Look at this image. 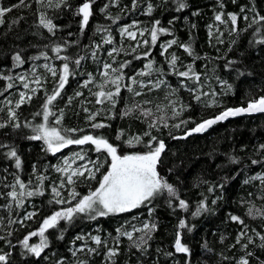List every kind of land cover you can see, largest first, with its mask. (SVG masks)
Returning <instances> with one entry per match:
<instances>
[{
	"label": "trees",
	"instance_id": "16d2710c",
	"mask_svg": "<svg viewBox=\"0 0 264 264\" xmlns=\"http://www.w3.org/2000/svg\"><path fill=\"white\" fill-rule=\"evenodd\" d=\"M57 2L52 0L53 5ZM84 2L65 0L59 7H50L49 0L40 3L23 0V5L20 0H0V8H11L0 17V124L5 125L0 127V145H5L0 148V255L7 257L0 264H238L241 258L247 259L248 264H264V182L253 179L245 183L251 177L264 175V149L260 148L264 145V113L227 119L204 133L174 138L222 108L264 95V42H261L264 21L252 23L264 16V0H136L135 6L133 0H89L91 15L82 28L83 17L78 8ZM181 2L186 5L184 8L179 7ZM41 13L52 19L55 28L51 32L39 24ZM217 13L222 14L226 23L215 20ZM229 13L237 16L234 31ZM156 21L160 22L158 27L168 31L158 34L157 42L152 43L150 29ZM134 22L135 27L129 30L137 33L135 39L122 35L121 29ZM141 30H146L143 36ZM171 40L177 43L165 51L162 45ZM180 45L190 46L193 54ZM56 46L61 48L59 53L53 51ZM42 52L46 56H41ZM17 53L24 61L22 64L13 59ZM173 54L178 57L175 69L169 64ZM65 56L70 58L67 61L70 75L51 109L56 115L62 109L63 117L58 126L55 116H50L48 123L62 129H77L71 134L73 138L87 134L103 136L117 147L120 155L147 152L152 136L157 138L153 146L162 140L165 149L157 171L175 187L178 198H170L165 190L150 203L123 213L94 220L78 214L70 222L60 220L56 227L45 232L47 246L36 256L20 241L37 231L53 212L73 206L80 197L99 187L110 161L106 152H96L91 144L68 145L51 153L43 140L30 138L35 134L33 126L43 121L46 95L58 86L66 62L58 57ZM78 59L79 65L75 63ZM149 61L152 70L145 67ZM105 63L111 67L105 69ZM189 65L198 74V81L191 74L189 77L176 74L188 71ZM49 68L56 70L55 76ZM104 72L109 75H102ZM141 72L145 74L140 75ZM117 75L122 78L114 103L103 97V102L97 103L96 93L116 92V85L110 81ZM9 76L11 80L2 78ZM20 76L25 77L23 82L18 79ZM133 78L144 87L133 84ZM37 79L39 84L34 82ZM159 81L163 83L154 87ZM25 82L29 89L23 87ZM9 83L12 88L7 87ZM129 86L135 91H129ZM31 89L36 91L33 93ZM20 92L32 98L16 108ZM201 93L207 95L196 100L195 96ZM7 100L12 103H6ZM136 105L151 109L152 116H143ZM173 107L184 110L174 117ZM9 108L17 113L14 121L9 119ZM129 108L132 112L124 115ZM92 114L96 115L90 120ZM161 115L168 127L157 119ZM153 119H157V126L149 128ZM181 120L188 123L173 127ZM94 123L105 126L93 128ZM135 136L141 137L140 143H127ZM11 149L21 159L19 169L15 158L7 155ZM77 152L85 159L74 160L73 154ZM65 158L74 169L89 161H98L103 167L95 172V178L85 171L83 176L74 177V185H68V173L56 170L65 166ZM254 160L259 163L253 164ZM88 168L94 169V165L88 163ZM17 176L29 190L37 187L41 190L37 195L25 197L19 207L7 196ZM61 181L63 188L59 187ZM54 186L60 190V198L68 203L52 202ZM73 189L78 194L76 200L68 195ZM179 199L186 201L187 209L179 207ZM201 201L205 210L193 216ZM9 203L10 211L6 207ZM29 213L34 215L25 219ZM232 216L240 220L233 221ZM181 219L186 222L184 228L179 226ZM146 222L156 225L150 238L143 230ZM117 229L131 232L132 238ZM178 233L189 249L187 253L175 249ZM78 236L84 239H77ZM92 236H99L101 243L96 244ZM141 238L146 243L137 247ZM39 243L38 235L29 237L30 245ZM109 249H115L116 254L109 256Z\"/></svg>",
	"mask_w": 264,
	"mask_h": 264
},
{
	"label": "snow or ice",
	"instance_id": "6c2138e0",
	"mask_svg": "<svg viewBox=\"0 0 264 264\" xmlns=\"http://www.w3.org/2000/svg\"><path fill=\"white\" fill-rule=\"evenodd\" d=\"M41 0H37V3H40ZM65 3V0H58V2L53 5L52 0H49L48 6H55L59 7L61 4ZM20 4L23 5V0H20ZM136 0H133V5L135 6ZM18 5H14L13 7H17ZM186 5L184 3H180L179 7L184 8ZM222 6V5H221ZM108 5H105V8H107ZM11 11V8H0V17H3L6 12ZM101 11H104V9H101ZM152 11V5H148V12L150 13ZM243 11V9H242ZM78 13L82 14V22L81 27L83 28L89 21V17L91 15L90 11V2L89 0H86L79 8ZM228 18L230 19L232 25H233V31L235 30V25L237 22V16L233 13L228 14ZM247 19V17H245ZM215 20L219 21L221 23H226L222 19V14L217 13L215 15ZM264 21V16H259L258 19H253L252 23L257 24L259 22ZM0 23H2V20H0ZM159 21H156L153 27L150 29L151 34V42L156 43L158 34L165 33L168 31V29L158 27ZM171 23V22H170ZM39 24L43 26L44 28L48 29L49 32H51L55 25L53 24L52 19L47 18L44 13L40 14L39 17ZM130 27H135V22L133 25L125 26L121 29V34L126 35L129 38L135 39L137 33L130 31ZM211 27V26H210ZM100 29H98L99 31ZM144 31L141 30L140 35H144ZM260 29H257V32H259ZM108 43L111 42V36L108 38ZM264 42V41H261ZM144 43H148L147 40L144 41ZM177 43L176 40L168 41L167 44L162 45V48L166 51L168 47H170L172 44ZM182 48L185 49L190 55H192V51L190 46L188 45H180ZM61 50L60 46H56L53 48L54 52L59 53ZM113 51H117L116 49H113ZM112 53H109L111 55ZM145 56L148 55L147 52L144 53ZM41 56H46L45 53H41ZM60 59H63L66 61L63 64L62 72L59 75V81L58 86L54 89L52 94L46 95V99L44 104L42 105V116L43 121L40 124L33 126L34 135L30 137L34 140H43L44 144L47 146V151L51 153H57L61 149L67 147L68 145H85V144H91L95 147L96 152H106L107 155L111 158V162L108 165V170L106 173L103 174L102 179L99 181V187L95 188L94 191H90L87 195H84L83 197H80L77 202L73 206H69L66 208H63L61 210L55 211L52 213V215L46 217L42 224L40 225L39 229L34 232H30L27 236L24 237L20 243L23 245L25 249H27L30 253L35 254L36 256H40L41 251L47 246V238L45 237V232L50 229L57 226L58 222L60 220H66L71 221L74 219V217L78 214H85L88 216L89 219H96L98 216H107L109 214L114 213H123L126 211H129L131 209L138 208L140 205L145 203H150L152 199H154L157 195L161 194L163 191H167L169 197H176L177 196V190L175 187L168 183L163 177L160 176V174L157 171V165L160 161L161 153L165 149V144L162 140L158 142L156 146H153L152 142L157 140L155 136H152L151 139L148 141V151L143 153H129V154H118L117 147L114 146L112 143H109V140L107 138H104L103 136H93L91 134L82 135L79 138H73L71 135L72 133L77 132V129H62L57 127L60 125L61 118L63 117V110L61 109L59 112V115H56L53 111H51L52 107L54 106V102L57 100V98L61 95V90L65 87V84L68 80V77L70 75L69 70V64L67 61L70 59L69 57H58ZM16 64H22L24 61L21 59V56L19 53H17L13 57ZM36 59V58H34ZM178 60V57L173 54L171 56V59L169 61L170 66L175 69L176 62ZM75 63L77 65L80 64V60H76ZM124 65H121L123 67ZM47 67V65H45ZM111 65L105 63L104 68L109 69ZM145 67L149 70H152V62L149 61ZM49 71L52 72V74L56 75V70L49 68ZM113 72L116 71V69L112 70ZM159 71V70H158ZM145 73L141 72L140 75H144ZM176 74L180 77H189L190 74L192 77H194L197 81L199 80L198 74H196L192 70V66H188V71H177ZM104 76H108V72L102 73ZM5 80H11L12 77H2ZM122 76L117 75L115 78L111 79V83L116 85V92L113 93L111 91L104 92L100 91L96 93L97 96V103H102L101 97L104 99H107L114 103L113 97L120 92V85L119 81L121 80ZM19 80L22 82L25 80L24 76L18 77ZM35 83L39 84V80L37 79L34 81ZM89 81L85 82V86H87V83ZM108 81L106 80L105 83ZM132 83H140L141 87H144L142 82L136 81L134 78L132 79ZM160 83H163V81L157 82L154 87H159ZM221 83H226L221 81ZM8 88H12L13 84L9 83L7 85ZM23 87L25 89H29V84L27 82L23 83ZM227 87L230 89L231 85H227ZM31 91L34 93L36 89H31ZM129 91H135L133 88L129 86ZM193 91H196L193 89ZM136 95H140L139 92H135ZM77 95H80V93H77ZM201 95H207V93H201L199 95L195 96L196 100H200ZM215 95V93L213 94ZM20 99L16 102L15 107L19 108L21 104H23L26 100H31V96L27 95L25 92H20L19 94ZM6 103L11 104L12 101L7 100ZM147 103V102H145ZM213 104H215V101H213ZM137 109L141 111V114L145 117H151L152 111L151 109L144 108L140 109L139 105L135 106ZM133 109L129 108L124 115H128L130 112H132ZM184 110V107H181L180 111H177L175 107L172 108V115L174 117H178L180 113ZM245 113H264V95L260 96L258 99H253L247 102L246 107H229L226 108L224 111L220 112L219 114L215 115L212 118L204 119L202 122L197 123L195 127L187 130L185 132V136L191 135L192 133H201L204 132L207 128L211 127L212 125L216 124L219 121H223L229 117H235L239 116L241 114ZM41 113H37L36 115H40ZM96 114H92L89 116V119H93ZM8 116L9 119L14 121L17 118V113L13 108L8 109ZM55 116V125L52 126L48 123L49 117ZM161 123H163L164 127H168L167 121L163 115L159 116L157 118ZM157 119H153L151 123L149 124V128H154L157 126ZM188 123L187 120H181L180 123L173 125V127L179 128L181 125ZM4 124H0V127H4ZM14 127H19L18 124H14ZM105 125L100 123H94L92 124L93 128H101ZM145 135H149V133H145ZM182 138V137H181ZM119 139V136L117 137ZM133 141L136 143L141 142V137L135 136L131 140L127 141V143L132 144ZM5 147V145H0V148ZM261 149H264V145L260 146ZM7 155L10 158H15V166L17 169L21 167V159L17 155V152L14 149H11L8 151ZM73 159L76 160H84V155H81V153L77 152L73 154ZM233 162L235 161V158H233ZM88 163H91L94 165V169L88 168ZM88 163H85L80 166V168L72 169L71 164L68 163V158L64 159V167H57L56 170L61 173H68L66 177V181L68 185H74L75 180L74 177L76 176H83L85 171L87 172L88 176L90 178H95V172H99L100 168L103 167L102 164H100L98 161H89ZM253 164L259 163L258 161H252ZM71 169V171H69ZM83 169V170H81ZM38 179L42 180L43 177H38ZM253 179H259L262 182H264V175H259L255 177H251L249 180H246L245 183H249ZM31 181H29V184ZM17 186L18 189L17 190ZM60 188L64 187V181H61V184L59 186ZM52 193H53V201L55 204H64L68 203V201L61 199V192L57 187H52ZM40 188L37 187L35 190H29L28 185H26L19 176L16 177L14 184L12 185V191L7 193V196L11 198L12 202H15V204L19 207L22 206L24 203L25 197H32L34 195H37L40 193ZM209 191H212L211 188H209ZM69 197L73 200H76L78 197V194L75 192V190H71L69 192ZM169 203H171V199L169 200ZM215 203V201H213ZM9 211L11 210V203H9L6 206ZM179 207L182 209H187L188 204L185 200L179 199ZM205 210V204L204 201H201L198 205L195 212H193V216H197L200 214L201 211ZM151 212V209L149 210ZM253 214V210L249 209V215ZM34 215V213H29L25 219H31V217ZM231 219L233 221H238L240 218L238 216H232ZM15 221L9 220V223H14ZM242 223V221H241ZM179 226L181 228L186 227L185 220L181 219L179 222ZM156 227L155 224H149L144 223L143 230H146V235L148 238H150V232L151 230H154ZM135 231H141V229H134ZM117 232L122 235H127L129 239L132 238L131 232H125L122 233L120 229H117ZM11 233H9L10 235ZM39 236L40 237V243L39 244H29V237L30 236ZM241 235H244V233H241ZM77 239H84L82 236H78ZM91 239L95 241L96 244L101 243V238L99 236H92ZM264 239V238H262ZM239 242V237L237 238ZM146 243V240L144 238L140 239V242L136 244L137 247H140L141 244ZM246 247V246H245ZM175 249L177 252H183L187 253L189 251L188 247H186L184 244H182L179 233L177 234V238L175 241ZM89 251H94L93 249H89ZM116 250L115 249H109V256L115 255ZM75 255V253H73ZM250 255V254H249ZM7 259L6 255H0V261H5ZM238 264H248V260L241 258V260L238 262Z\"/></svg>",
	"mask_w": 264,
	"mask_h": 264
},
{
	"label": "water",
	"instance_id": "95a60500",
	"mask_svg": "<svg viewBox=\"0 0 264 264\" xmlns=\"http://www.w3.org/2000/svg\"><path fill=\"white\" fill-rule=\"evenodd\" d=\"M260 96H262V95H260ZM260 96H258L256 99H258ZM247 102H248V101H247ZM247 102H245L244 104H238V105H235V106H227V107H225V108H222V109H221L220 111H218L216 114L211 115V116H208V117H206V118H203L202 120H200V121L197 122V123L202 122L204 119L212 118V117H214L215 115L219 114L220 112L224 111L226 108H229V107H232V108H235V107H246V106H247ZM257 114H262V113H245V114H241V115H239V116H244V115H257ZM239 116H235V117H239ZM235 117H229V118H227V119H231V118H235ZM227 119H225V120H227ZM225 120H223V121H225ZM223 121H219V122H223ZM197 123H196V124H197ZM196 124H194V125H193L192 127H190V128H187L183 133L174 136V138H181V137H182V138H186V137L190 136V135L185 136V132H186L187 130H189V129L195 127ZM212 126H213V125H212ZM212 126H211V127H212ZM211 127L207 128L205 131H207V130L210 129ZM205 131H204V132H205ZM204 132H201V133H204ZM192 134H198V133H192ZM192 134H191V135H192Z\"/></svg>",
	"mask_w": 264,
	"mask_h": 264
},
{
	"label": "rangeland",
	"instance_id": "374dc122",
	"mask_svg": "<svg viewBox=\"0 0 264 264\" xmlns=\"http://www.w3.org/2000/svg\"><path fill=\"white\" fill-rule=\"evenodd\" d=\"M42 122H44V121H41L40 123H42ZM39 123V124H40ZM46 148H47V146H46ZM110 162H111V158H110V161H109V164H110ZM70 164V163H69ZM72 169H74V167H72Z\"/></svg>",
	"mask_w": 264,
	"mask_h": 264
}]
</instances>
